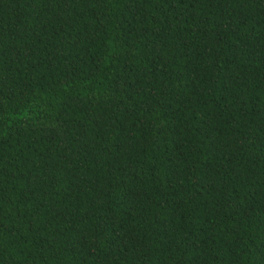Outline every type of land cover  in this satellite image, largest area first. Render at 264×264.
I'll return each instance as SVG.
<instances>
[{
    "label": "trees",
    "instance_id": "16d2710c",
    "mask_svg": "<svg viewBox=\"0 0 264 264\" xmlns=\"http://www.w3.org/2000/svg\"><path fill=\"white\" fill-rule=\"evenodd\" d=\"M0 264H264V0H0Z\"/></svg>",
    "mask_w": 264,
    "mask_h": 264
}]
</instances>
